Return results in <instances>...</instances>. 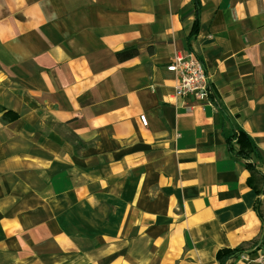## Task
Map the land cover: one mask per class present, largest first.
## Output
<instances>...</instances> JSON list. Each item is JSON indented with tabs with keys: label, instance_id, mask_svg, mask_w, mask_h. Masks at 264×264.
Here are the masks:
<instances>
[{
	"label": "crops",
	"instance_id": "1",
	"mask_svg": "<svg viewBox=\"0 0 264 264\" xmlns=\"http://www.w3.org/2000/svg\"><path fill=\"white\" fill-rule=\"evenodd\" d=\"M198 2L192 36V0H0V264H218L236 247L227 264H259L264 185L225 139L246 133L264 173V0ZM176 53L209 98L174 94Z\"/></svg>",
	"mask_w": 264,
	"mask_h": 264
},
{
	"label": "trees",
	"instance_id": "2",
	"mask_svg": "<svg viewBox=\"0 0 264 264\" xmlns=\"http://www.w3.org/2000/svg\"><path fill=\"white\" fill-rule=\"evenodd\" d=\"M195 16L194 23L191 30V35L194 36L198 30V12H199V2L198 0H192ZM137 55V51L134 48H128L116 54V58L119 62L126 61ZM210 86L208 85V98L210 96ZM14 118V116L12 117ZM226 148L228 153L234 158L243 162L244 167L249 171L250 178L248 179V184L257 194L261 193V189L258 185H264V173L258 170L256 163L261 160V154L251 140V138L244 133L242 130H234L232 134L225 139ZM244 250L241 247H236L233 249H222L216 253V261L218 264H227L230 259L236 258L238 255L242 254Z\"/></svg>",
	"mask_w": 264,
	"mask_h": 264
},
{
	"label": "built area",
	"instance_id": "3",
	"mask_svg": "<svg viewBox=\"0 0 264 264\" xmlns=\"http://www.w3.org/2000/svg\"><path fill=\"white\" fill-rule=\"evenodd\" d=\"M166 70L176 75L174 94L176 96H191L194 100H202L208 96V74L202 63L190 54H174ZM142 125L146 124L144 117H140ZM258 263L264 264V248L259 253Z\"/></svg>",
	"mask_w": 264,
	"mask_h": 264
}]
</instances>
